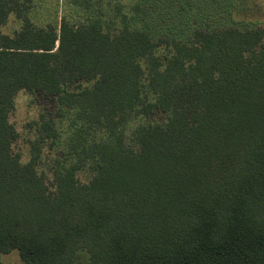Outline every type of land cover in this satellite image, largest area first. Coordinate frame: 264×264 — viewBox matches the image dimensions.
<instances>
[{
  "label": "trees",
  "instance_id": "16d2710c",
  "mask_svg": "<svg viewBox=\"0 0 264 264\" xmlns=\"http://www.w3.org/2000/svg\"><path fill=\"white\" fill-rule=\"evenodd\" d=\"M32 3L0 0V264H264V27L195 29L161 56L128 23L37 26ZM21 90L74 110L53 189L14 151Z\"/></svg>",
  "mask_w": 264,
  "mask_h": 264
},
{
  "label": "rangeland",
  "instance_id": "374dc122",
  "mask_svg": "<svg viewBox=\"0 0 264 264\" xmlns=\"http://www.w3.org/2000/svg\"><path fill=\"white\" fill-rule=\"evenodd\" d=\"M29 16L34 24L44 27H57L62 18L75 25L83 24L88 17L100 19L110 32L128 23L131 28L149 33L155 41L162 40L156 50L162 56L173 40L187 41L195 29L264 27V0H33ZM21 26L22 20L11 14L1 26V32L13 35ZM89 84L84 82V85ZM73 113V108L60 105L56 97L42 92L21 90L15 97L10 115L18 131L14 151L24 162L34 152L38 154L39 170L51 189L52 170L66 158ZM164 120L165 113L156 110L148 117H134L130 126ZM46 124L52 128L47 129ZM78 177L83 182L89 180L86 172H80ZM88 259V252L79 250L71 264H86ZM1 262L26 264L17 249L1 253Z\"/></svg>",
  "mask_w": 264,
  "mask_h": 264
}]
</instances>
